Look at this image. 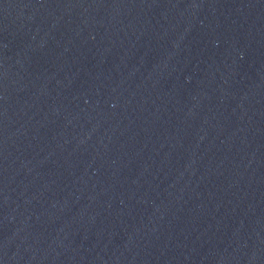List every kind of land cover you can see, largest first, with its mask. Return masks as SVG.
I'll list each match as a JSON object with an SVG mask.
<instances>
[{
	"label": "water",
	"instance_id": "obj_1",
	"mask_svg": "<svg viewBox=\"0 0 264 264\" xmlns=\"http://www.w3.org/2000/svg\"><path fill=\"white\" fill-rule=\"evenodd\" d=\"M0 264H264V0H0Z\"/></svg>",
	"mask_w": 264,
	"mask_h": 264
}]
</instances>
